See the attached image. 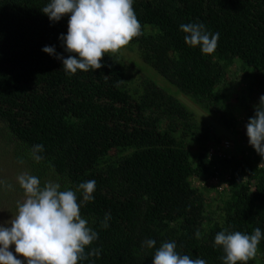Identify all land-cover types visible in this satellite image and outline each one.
Listing matches in <instances>:
<instances>
[{
    "label": "trees",
    "instance_id": "16d2710c",
    "mask_svg": "<svg viewBox=\"0 0 264 264\" xmlns=\"http://www.w3.org/2000/svg\"><path fill=\"white\" fill-rule=\"evenodd\" d=\"M49 2L0 0V147L11 164L37 176L42 186L51 180L61 190L77 191L80 183L96 182L93 201L83 202L79 191L77 197L82 218L98 233L85 251L100 249V255L78 264H153L163 242H175L181 255L223 264L215 235H251L256 228L262 239L248 264H264V158L247 135L244 146L235 148L238 154L231 153L228 140L208 145L211 132H200L171 92L215 112L233 132L237 107L225 108L217 89L226 67L237 60L247 82L240 119L248 124L264 96V0H134L142 35L131 45L169 84L144 81L135 97L109 56L99 70L70 75L62 60L42 50L50 46L57 55H69L60 40L69 17L50 21L41 11ZM187 23L219 33L214 54L185 43L180 25ZM146 27L156 33L147 36ZM34 145H43L40 162L32 159ZM193 145L200 148L196 153ZM207 176L215 181L209 189L195 185ZM224 178L227 189L219 192ZM212 193L219 200L214 208L207 201ZM149 239L155 248L144 246Z\"/></svg>",
    "mask_w": 264,
    "mask_h": 264
},
{
    "label": "clouds",
    "instance_id": "9594fccd",
    "mask_svg": "<svg viewBox=\"0 0 264 264\" xmlns=\"http://www.w3.org/2000/svg\"><path fill=\"white\" fill-rule=\"evenodd\" d=\"M134 0H50L42 8L52 22L68 16L67 35H61L68 57L57 55L55 48L45 46L42 50L63 62V71L75 75L77 71L99 70L105 56L123 54L122 50L134 38L142 35V25L134 11ZM185 43L200 47L205 55L217 49L219 33L211 34L202 23L181 24ZM108 54V55H106ZM247 136L250 145L264 158V96L255 106V116L249 119ZM43 145H34L31 156L40 162ZM21 163L23 161L21 160ZM260 166H264L262 163ZM24 193L23 201L17 202V213L5 224H0V264H78L89 256H99L100 249L86 252L98 233L82 218L77 191L83 202L94 200L96 182L89 180L78 185L77 191L61 190L59 182L40 179L28 172L17 176ZM4 181H0L3 184ZM11 188V184L7 185ZM110 214H106L103 227L107 228ZM201 233L196 232L199 239ZM262 232L256 228L249 235L240 231H220L215 235V245L223 249V264H248L255 259ZM15 246V255L10 250ZM149 249L156 241L144 242ZM175 242H163L155 251L153 264H206L201 258L192 259L176 251ZM17 256L24 259H18Z\"/></svg>",
    "mask_w": 264,
    "mask_h": 264
},
{
    "label": "rangeland",
    "instance_id": "374dc122",
    "mask_svg": "<svg viewBox=\"0 0 264 264\" xmlns=\"http://www.w3.org/2000/svg\"><path fill=\"white\" fill-rule=\"evenodd\" d=\"M156 33L155 29L150 27L145 28V34L147 36H153ZM130 43L126 49L122 50L123 54L117 56H111L110 60L115 61V63H119V67L123 73V84L125 88L128 90L130 94L133 96H138L141 86L144 81L151 82L157 86L161 87H169L168 83L164 81V79L158 75L150 66L144 63L141 59V56L138 55V50H135ZM108 55V54H106ZM128 61V64L126 65ZM245 72L242 69V65L239 61H234L231 65L226 67V76L224 78L223 83L220 84L218 90V97L220 102L223 103L225 108L231 109V107H237L236 118L238 119V125L236 128H233V132L228 130V128H223L221 123L218 121L215 112H207L202 110L200 107H197L188 97H184L183 95H179L175 92V89H171L172 94L176 95V98L184 105V107L189 110L192 114L193 119L197 122L199 126L200 132L205 131L207 129L211 132L210 134V142L208 145L212 143L211 140L219 139L230 141L231 153L236 152L238 154L239 149L236 151L235 148L244 146L246 143V135L247 128L246 123L241 119L245 116L244 111L242 110V104L245 103L244 100V89L247 85ZM225 103H224V102ZM230 105V108H229ZM223 142V141H222ZM224 145L228 143L226 141L223 142ZM207 145V146H208ZM200 148L196 145H193L190 150L193 153H196ZM194 164H196L194 162ZM23 173V170L11 164L7 155L4 153V148L0 147V181H4L3 184H0V188L6 187V193L0 191V224H5L7 221L13 218V215L17 213V202L23 201L24 195H22L21 191H19L16 187L19 186L17 181V176ZM215 183L209 176L200 182L196 181L195 185L197 187H201L204 185L207 189L210 188L211 184ZM11 184V188L7 185ZM207 191H205L204 195H206ZM210 197V198H209ZM212 197V198H211ZM207 201H210L213 208L218 203V199L214 197L213 193L210 194L207 198ZM207 205V210H210V205ZM15 255V246L13 245L10 249ZM18 259L23 260V257L17 256ZM26 264V261H25Z\"/></svg>",
    "mask_w": 264,
    "mask_h": 264
},
{
    "label": "built area",
    "instance_id": "2783aa9c",
    "mask_svg": "<svg viewBox=\"0 0 264 264\" xmlns=\"http://www.w3.org/2000/svg\"><path fill=\"white\" fill-rule=\"evenodd\" d=\"M217 189H218L219 192H222L223 190L227 189L226 178H224V179L220 182V184H219V186H218Z\"/></svg>",
    "mask_w": 264,
    "mask_h": 264
},
{
    "label": "bare ground",
    "instance_id": "6f19581e",
    "mask_svg": "<svg viewBox=\"0 0 264 264\" xmlns=\"http://www.w3.org/2000/svg\"><path fill=\"white\" fill-rule=\"evenodd\" d=\"M226 153V152H225ZM216 159V158H215Z\"/></svg>",
    "mask_w": 264,
    "mask_h": 264
}]
</instances>
